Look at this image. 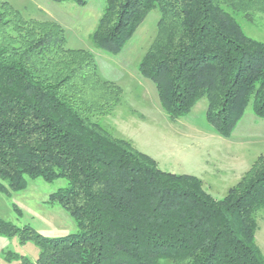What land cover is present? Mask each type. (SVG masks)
<instances>
[{"label":"trees","instance_id":"obj_1","mask_svg":"<svg viewBox=\"0 0 264 264\" xmlns=\"http://www.w3.org/2000/svg\"><path fill=\"white\" fill-rule=\"evenodd\" d=\"M227 8L264 12V0H105L90 40L117 54L157 9L139 74L171 120L205 98L206 121L229 137L247 108L264 118V41ZM121 92L91 51L66 46L59 23L26 19L0 0V189L64 178L47 202L77 227L47 237L0 218V235L39 247L35 260L20 255L15 264H264L255 241L264 156L215 198L198 177L161 169L92 119L112 111Z\"/></svg>","mask_w":264,"mask_h":264},{"label":"rangeland","instance_id":"obj_2","mask_svg":"<svg viewBox=\"0 0 264 264\" xmlns=\"http://www.w3.org/2000/svg\"><path fill=\"white\" fill-rule=\"evenodd\" d=\"M5 1L26 19L59 23L65 31L67 47L93 53L101 77L119 85L122 92L112 111L94 114L92 119L113 136L130 140L139 151L157 159L161 169L177 174L194 173V166L197 168L202 163L201 151L215 152L231 146L230 136L223 137L215 131L203 132L210 128L204 110L193 109L171 120L160 106L154 84L139 74L138 63L156 32L157 9L148 13L119 53L110 54L94 48L90 40L105 0H87L84 6L72 1ZM227 11L247 35L264 41V12H238L230 8ZM199 102L206 105L205 98L195 104L199 105ZM247 116L256 118L247 108L239 123ZM255 120H259L258 117ZM251 147L256 150V145ZM65 184L64 178L45 181L40 177H26V186L22 190L0 189V218L17 226L29 225L47 237L76 231V223L69 213L58 203L47 202L50 193ZM256 221L255 237L264 256V208L256 212ZM38 254L39 247L33 240L22 243L17 236L0 235V264H15L20 255L35 260Z\"/></svg>","mask_w":264,"mask_h":264},{"label":"crops","instance_id":"obj_3","mask_svg":"<svg viewBox=\"0 0 264 264\" xmlns=\"http://www.w3.org/2000/svg\"><path fill=\"white\" fill-rule=\"evenodd\" d=\"M199 103V105L195 104L191 111L198 108L205 112L206 105ZM256 118L245 117L237 124L231 134L232 136L229 137L230 147L215 152L201 151L202 163L200 166L197 168L194 166V173L182 174L198 177L202 181L203 188L210 195L215 198H222L227 190L238 182L255 159L264 156V118L255 120ZM213 131L211 126L203 129V132L206 133H213ZM254 145H256V150L251 147ZM155 160L157 161V159ZM157 162L160 167L159 161ZM255 241L257 244L256 237Z\"/></svg>","mask_w":264,"mask_h":264}]
</instances>
